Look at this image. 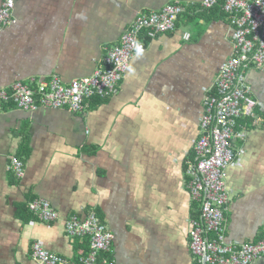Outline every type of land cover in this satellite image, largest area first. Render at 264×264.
Here are the masks:
<instances>
[{"label": "crops", "instance_id": "obj_1", "mask_svg": "<svg viewBox=\"0 0 264 264\" xmlns=\"http://www.w3.org/2000/svg\"><path fill=\"white\" fill-rule=\"evenodd\" d=\"M200 2L15 0L13 22L0 31V91L88 77L136 16L169 4L185 12L172 32L141 34L145 51L131 59L114 96L93 98L76 114L13 104L0 112V264H37L33 243L80 264L88 242L68 237L64 222L90 212L113 235L107 256L115 264H194L188 233L196 208L184 161L193 158L203 98L231 56L232 33L219 6L204 11ZM246 81L256 106L237 122L224 178L226 237L239 244L264 237V68ZM12 158L23 163L20 179L7 169ZM36 198L49 201L56 222L29 213Z\"/></svg>", "mask_w": 264, "mask_h": 264}, {"label": "built area", "instance_id": "obj_2", "mask_svg": "<svg viewBox=\"0 0 264 264\" xmlns=\"http://www.w3.org/2000/svg\"><path fill=\"white\" fill-rule=\"evenodd\" d=\"M15 0L0 4V31L13 22ZM219 6L227 16L231 33V56L221 64L213 86L203 98L199 116V136L193 145V158L185 159L183 175L189 194V205L196 215L190 219L188 247L194 264H252L264 257V237L256 242L231 243L226 237L225 213L230 197L224 183L225 171L235 159L232 139L237 122L252 117L256 101L246 81L250 70L264 68V0H201V10ZM185 9L169 4L159 12L136 16L122 34L119 44L109 50L102 63L88 77L63 83L58 76L35 86L14 83L0 91V112L9 104L35 112L39 109L66 110L82 113L93 98L108 99L118 92L131 59L145 51L140 36L172 32L177 18ZM257 124V121H255ZM8 171L16 179L24 175L23 163L16 158L9 162ZM27 210L46 224L58 220V213L49 201L36 198ZM64 232L70 238L86 239L88 251L78 258L80 264H115L107 254L113 235L94 212L83 219L71 216L64 222ZM31 257L37 264H71L33 243Z\"/></svg>", "mask_w": 264, "mask_h": 264}]
</instances>
